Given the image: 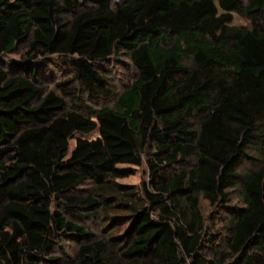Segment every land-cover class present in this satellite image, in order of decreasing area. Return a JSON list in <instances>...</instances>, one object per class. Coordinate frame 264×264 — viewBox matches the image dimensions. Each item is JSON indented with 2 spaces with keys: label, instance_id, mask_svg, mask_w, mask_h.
<instances>
[{
  "label": "trees",
  "instance_id": "obj_1",
  "mask_svg": "<svg viewBox=\"0 0 264 264\" xmlns=\"http://www.w3.org/2000/svg\"><path fill=\"white\" fill-rule=\"evenodd\" d=\"M0 264H264V0H0Z\"/></svg>",
  "mask_w": 264,
  "mask_h": 264
},
{
  "label": "rangeland",
  "instance_id": "obj_2",
  "mask_svg": "<svg viewBox=\"0 0 264 264\" xmlns=\"http://www.w3.org/2000/svg\"><path fill=\"white\" fill-rule=\"evenodd\" d=\"M235 22L238 24H248L247 20L243 18L240 15L235 16ZM24 46L21 45L17 52L10 54V57L12 58H18L22 49ZM119 60L114 61L113 64H111L108 68V77H111L110 82L112 83L111 88L117 91L119 93L122 91L129 83H131L133 77L135 76V69L133 65L131 64L130 60L124 56H121L118 58ZM68 75H62L59 74L58 78L59 80H63ZM80 96V104L89 105L93 108H100L103 105L112 104L113 97L103 99L101 101H94L92 99H89L88 96L82 91H79ZM98 136V132H94L89 135H81L77 134L75 137L71 139V149L74 148L76 139L79 137H86V138H96ZM149 156L145 155L143 159V165L140 167L137 166H129V165H122V167H128L127 175L123 178L119 179V182L128 184V185H134L138 188H141L144 183H148L149 179ZM249 167L248 163H245L242 167ZM182 168L187 167L186 164L181 165ZM82 187H90L89 184L83 185ZM238 193H234V203L239 205L240 200L239 196H237ZM201 209L202 212L207 219L208 223V232L210 233H217L212 234L213 239L206 242V254L208 256H212L216 250H220L224 247V240L226 236L229 235V232L226 230H221L223 227L226 228L227 223V216L225 212H222V208L220 206L212 207L206 200H201ZM76 221L85 224L87 227L92 228L98 234L101 232L100 224L94 223L92 220L88 218H84L82 220L76 219ZM162 246L158 247L157 252L167 259L169 263H173L176 261V256L174 252V245L171 239L169 238H163L162 240ZM215 243V245H214ZM217 245V246H216ZM77 248V244L72 241L65 240L63 241V250L60 248H57V254H67V255H73L75 250Z\"/></svg>",
  "mask_w": 264,
  "mask_h": 264
}]
</instances>
